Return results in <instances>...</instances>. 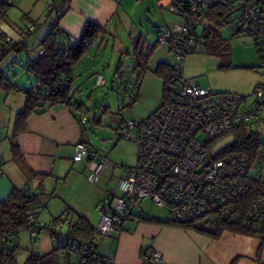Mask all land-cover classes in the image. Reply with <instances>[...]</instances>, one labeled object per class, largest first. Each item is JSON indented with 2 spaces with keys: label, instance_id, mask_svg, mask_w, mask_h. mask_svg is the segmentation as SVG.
I'll list each match as a JSON object with an SVG mask.
<instances>
[{
  "label": "built area",
  "instance_id": "2783aa9c",
  "mask_svg": "<svg viewBox=\"0 0 264 264\" xmlns=\"http://www.w3.org/2000/svg\"><path fill=\"white\" fill-rule=\"evenodd\" d=\"M46 1L50 23L57 26L70 0L63 4L59 0ZM222 1L169 0L168 9L179 21L164 28L158 42L167 46L177 61L175 84L170 85L168 102L148 119L126 120L117 129L120 139H135L136 163L126 170L127 177L118 181L121 195L107 196L100 204L97 237L110 239L122 232L126 221L141 222L145 199L168 208L172 224L188 225L206 235L217 234L223 226H239L254 233L264 229V162L260 165L236 153L210 161L217 152L208 148L209 142L237 128L255 129L264 120V0H234L238 16L228 24L233 33L249 36L259 50L262 81L250 97L216 93L184 77L186 58L206 48L204 16ZM12 4L13 0H0V5ZM36 29V24L23 27L19 41ZM7 42L8 54L16 42L11 38ZM104 84V77L99 76L96 85ZM59 106L72 109L65 103ZM85 159L89 160L88 180L97 184L110 161L84 139L76 144L73 161ZM4 166L0 157V177ZM255 182L259 184L257 195L242 215L237 201L250 192ZM28 222L32 240L42 231H47L54 243L66 240L78 264L97 263L100 259L115 264L112 255L102 257L98 253V241H87L79 235L78 221L69 216L44 223L30 213ZM163 259L159 251L142 254L143 264H159Z\"/></svg>",
  "mask_w": 264,
  "mask_h": 264
},
{
  "label": "crops",
  "instance_id": "0c3cea01",
  "mask_svg": "<svg viewBox=\"0 0 264 264\" xmlns=\"http://www.w3.org/2000/svg\"><path fill=\"white\" fill-rule=\"evenodd\" d=\"M64 1L59 0L60 4ZM118 11L119 4L116 0H70L68 10L59 22L61 38L64 39L62 43L79 41L87 22H93L104 28L105 36L107 29L114 23ZM30 24H37V29L25 39V48L19 55L24 57L19 64L23 70L27 63L38 60L40 45L49 33L47 1L13 0L6 19L0 21V30L15 42L20 40L21 29ZM205 26L204 24V28ZM161 47L156 49L150 62ZM92 49L89 48L88 54L74 72L76 76L74 87L79 88L78 91L74 89V95L80 101L81 95L84 94L80 88L85 82L82 75L85 73L86 77L102 75L97 74L95 70L91 71L94 65H85V60L93 59ZM143 49L147 48L143 47ZM17 56L15 54V58ZM161 63H156V68ZM231 65L234 70L229 73L240 69L244 72L243 75H249L248 80L243 83L228 84L218 81L202 87L210 88L212 91L213 88L224 90L216 93H233L250 97L255 87L262 81L259 54L253 55L251 63L235 65L231 59ZM0 70L4 69L0 68ZM35 85L36 80L31 88ZM20 94L21 96H11V93L0 91V157L5 162L4 175L0 177V199H6L13 188L29 189L34 194L43 192L46 196L42 197L41 202L45 204L44 209H47L49 214L41 220L43 216L39 213L37 217L39 221L49 223L59 218L66 208H71L73 213L69 217L72 220L78 221V217H83L96 231L100 221V204L104 198L113 194L121 195L117 187L113 189L111 185H107L104 173L107 170L115 172L119 166L107 167L97 183L100 188L90 194H84L81 190L82 186L90 184L89 160L75 163L73 158L77 143L84 139L91 143L85 127L89 112H85L86 108L80 111L61 106L48 107L44 112L33 114L26 122L25 131L17 137L19 156L24 166L34 174L46 176L43 179L29 180L20 164L14 159L11 147L16 115L24 110L26 103V96ZM126 120L130 119L112 121V130L116 132ZM257 127L264 148V120ZM111 181L115 182L116 178H112ZM142 214L146 216L143 212ZM161 221L164 223L126 221L122 232L113 235L110 239L99 238L96 234L91 239L99 242L98 253L102 257L112 255L115 264H143L142 254L145 251H159L164 258L159 264H259L260 249H262L261 264H264V243L257 237L233 233L223 226L219 238L215 239L191 228L174 225L169 219ZM41 237L50 240V244L36 247L32 251L34 255L48 254L54 248L49 234H42L39 238ZM66 261L64 259L63 263L67 264ZM69 264H78L76 256L72 253Z\"/></svg>",
  "mask_w": 264,
  "mask_h": 264
},
{
  "label": "rangeland",
  "instance_id": "374dc122",
  "mask_svg": "<svg viewBox=\"0 0 264 264\" xmlns=\"http://www.w3.org/2000/svg\"><path fill=\"white\" fill-rule=\"evenodd\" d=\"M116 1L119 4V11L114 18V23L107 29L106 35L92 46L93 59L85 60V65H94L91 71L95 70L97 74L105 76L106 84L104 87H98L95 84L97 77L91 75L86 77L85 73L82 75L85 82L80 88L84 93L81 95V101L89 112L88 119L85 120L89 139L95 149L108 157L111 166H119L115 172L107 170L104 173L107 185H111L113 189L118 187L120 179L127 177L126 170L136 163V142L117 137L116 132L112 130L111 122L119 119L142 122L159 110L163 105V83L154 74L156 63L162 62L170 66L177 64L175 58L169 54L168 47L159 45L162 46L161 49L152 58L149 70L141 76L138 85L140 72L135 68L136 47L141 50L143 47L155 45L159 39L158 32L179 21L176 15L169 11L168 0ZM220 34L229 46L231 59L235 65L251 63L253 55L258 56L255 44L249 36L234 35L229 25L221 28ZM23 58L19 55L15 58V53L10 52L0 61V68L4 69L5 74L14 83L31 88L35 80L25 68L23 70L20 67L19 64L22 63ZM221 63L222 60L218 56L206 53L189 55L185 61L184 77L195 78L201 86H210V83L218 81L228 84L229 82L243 83L248 80L249 75H243L244 72L240 69L229 73L234 68L224 70L220 68ZM221 91L224 90L213 88V92ZM137 94L139 98L132 104ZM11 96H21V94L11 93ZM105 108L111 112L108 116L103 115V111L107 110ZM98 121H101L100 124L97 123ZM235 138V134L230 133L215 141L214 151L224 149L232 144ZM261 153L264 154V148ZM112 178H116V181H111ZM89 183L81 188L84 194H90L93 190L100 188V185ZM141 211L150 218L169 219L168 208L159 207L150 199L142 202ZM40 213L43 216L41 220L49 214L47 209L40 210ZM42 232V234H49L47 231ZM41 235L38 234L32 240L30 231L25 229L11 241V246L17 247L18 264H24L29 256L34 255L32 251L39 245L44 247L47 243L50 244V240L39 238Z\"/></svg>",
  "mask_w": 264,
  "mask_h": 264
},
{
  "label": "trees",
  "instance_id": "16d2710c",
  "mask_svg": "<svg viewBox=\"0 0 264 264\" xmlns=\"http://www.w3.org/2000/svg\"><path fill=\"white\" fill-rule=\"evenodd\" d=\"M10 7L11 6L0 5V21L6 19ZM237 16L234 0L219 2L213 8L208 10L204 16V24H206V26L203 35L206 40V48L203 53L221 58L222 63L220 68L224 70H231L233 67L231 65L229 46L227 45L226 40L222 38L220 30L227 26L229 22ZM163 29L164 28L158 32L159 37ZM104 34V28H101L93 22H87L79 41L63 44L62 41L64 39L61 38L62 33L59 30V25L53 26L52 23H50L49 33L40 45L38 60L31 63L29 62L30 64L27 63L24 67L25 70L36 80L34 88L27 89L17 85L7 76V74H5L4 70H0V91L8 94L22 93L26 96L25 108L21 113H18L15 118L13 135L11 137V147L14 159L20 164L22 171L29 180L43 179L46 176L34 174L24 166V163L19 156L17 144L18 135L25 131L26 122L33 114L44 112L48 107H55L59 106L60 103H65L71 106L72 109L76 108V110L80 111H83L82 109L86 108L84 106L85 104L78 100L74 95V89L78 91V88L74 87V81L76 79L74 72L75 68L88 54L89 48L98 42ZM234 35H240V33H234ZM7 39L8 37H6V35L0 30V61L8 56L10 52L20 55L25 48V40L19 41L15 43L13 50L7 54ZM159 45L160 44L157 41L155 45H149L145 50L143 48L140 50L139 47H136L135 68L140 72L138 85L140 84L141 76L149 70L150 59ZM255 47L259 54L256 45ZM41 52L43 53L40 54ZM175 69L176 65L170 66L166 63H161L154 70L155 76L163 82V105L170 99V85L175 84ZM248 69L252 71L255 70V68ZM99 76H103L105 80L104 75ZM60 83H62V85H60ZM46 92H49V95H47ZM135 98L134 102H131L132 104L138 100L139 95L137 94ZM110 113L111 112H109L108 109L103 111V115H109ZM97 123L100 124V121ZM233 133L236 137L234 142L214 154L210 161H215L227 155L236 153L247 157L252 162L257 161L262 165L264 162V155L261 153V135L258 130L256 128H237ZM213 143H215V141L208 143L210 151L214 150ZM258 188L259 184L256 182L253 183L250 192L237 201L238 212H240V214L243 215L249 210L252 201L257 195ZM44 196H46V194L43 192L34 194L31 193L29 189L20 190L18 188H13L6 199H0V264H18L16 260L17 247L11 246V241L14 240L23 230L28 229V215L30 213L35 216L36 220H38L37 217L40 210L45 208V204H42L41 202V199ZM72 213L73 211L71 208H66L65 212L57 219L70 216ZM141 221L164 223L159 219L150 218L144 215ZM177 226L191 228L188 225ZM225 227L226 230L233 233L257 237L262 243H264V229L261 232L254 233L245 231L239 226ZM221 230L217 234L209 236L217 239L221 234ZM78 232L79 235L87 241H91V238L95 234L94 228L89 224V221L83 217H78ZM53 244L54 248L50 253L45 255H31L24 264H64V259L67 260L66 262L69 264L72 252L68 242L66 240H61L55 243L53 242ZM261 251L262 249H260L259 252V264H261ZM91 264H105V262L100 259L97 263Z\"/></svg>",
  "mask_w": 264,
  "mask_h": 264
}]
</instances>
